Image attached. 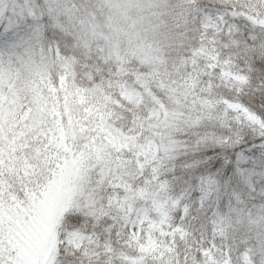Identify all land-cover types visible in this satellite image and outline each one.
Here are the masks:
<instances>
[{
	"label": "snow or ice",
	"instance_id": "6c2138e0",
	"mask_svg": "<svg viewBox=\"0 0 264 264\" xmlns=\"http://www.w3.org/2000/svg\"><path fill=\"white\" fill-rule=\"evenodd\" d=\"M0 264H264V0H0Z\"/></svg>",
	"mask_w": 264,
	"mask_h": 264
}]
</instances>
